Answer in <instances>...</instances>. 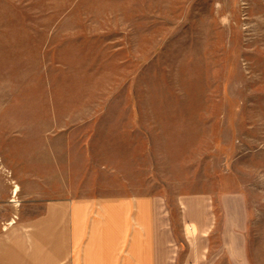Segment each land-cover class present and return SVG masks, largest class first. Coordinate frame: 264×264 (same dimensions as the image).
<instances>
[{
    "label": "rangeland",
    "instance_id": "obj_1",
    "mask_svg": "<svg viewBox=\"0 0 264 264\" xmlns=\"http://www.w3.org/2000/svg\"><path fill=\"white\" fill-rule=\"evenodd\" d=\"M0 176L2 235L59 200L151 195L179 264H230L219 210L241 194L264 264V0H0Z\"/></svg>",
    "mask_w": 264,
    "mask_h": 264
},
{
    "label": "crops",
    "instance_id": "obj_2",
    "mask_svg": "<svg viewBox=\"0 0 264 264\" xmlns=\"http://www.w3.org/2000/svg\"><path fill=\"white\" fill-rule=\"evenodd\" d=\"M9 192L0 176V209ZM223 199L219 213L224 223L214 256L227 254L230 264H250L246 200L241 194ZM161 206V198L151 195L59 200L37 216L16 218L9 232L0 234V264H179L178 239ZM204 213L202 228L217 229V222L206 226ZM215 217H220L217 212ZM202 242L203 253L210 250L212 232Z\"/></svg>",
    "mask_w": 264,
    "mask_h": 264
},
{
    "label": "bare ground",
    "instance_id": "obj_3",
    "mask_svg": "<svg viewBox=\"0 0 264 264\" xmlns=\"http://www.w3.org/2000/svg\"><path fill=\"white\" fill-rule=\"evenodd\" d=\"M15 190L18 191L19 187L15 184Z\"/></svg>",
    "mask_w": 264,
    "mask_h": 264
}]
</instances>
